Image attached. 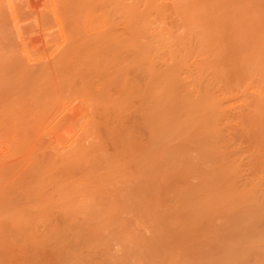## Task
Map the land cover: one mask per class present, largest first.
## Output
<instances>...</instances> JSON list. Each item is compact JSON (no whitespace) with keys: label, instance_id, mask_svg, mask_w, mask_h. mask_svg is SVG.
I'll list each match as a JSON object with an SVG mask.
<instances>
[{"label":"rangeland","instance_id":"374dc122","mask_svg":"<svg viewBox=\"0 0 264 264\" xmlns=\"http://www.w3.org/2000/svg\"><path fill=\"white\" fill-rule=\"evenodd\" d=\"M223 260L264 263V0H0V264Z\"/></svg>","mask_w":264,"mask_h":264},{"label":"bare ground","instance_id":"6f19581e","mask_svg":"<svg viewBox=\"0 0 264 264\" xmlns=\"http://www.w3.org/2000/svg\"><path fill=\"white\" fill-rule=\"evenodd\" d=\"M121 55H122V54H121ZM114 57H116V56L114 55ZM129 57H130V56H129ZM130 58L132 59V57H130ZM130 58H129V59H130ZM131 59H130V60H131ZM138 59H140V58H138ZM138 59H135V60L138 61ZM123 60H124V59H123ZM125 60H126V58H125ZM128 61H129V60H127V63H128ZM134 62H135V61H134ZM131 63H132V62H131ZM140 63H141V62H140ZM118 64H119V63H118ZM131 65H133V64H131ZM115 67H116V66H115ZM115 67H114V68H115ZM138 67H139V65H138ZM138 67H137V68H138ZM117 68H118V65H117ZM117 68H115L114 70H116L117 74H118V72H119L118 75H120V72H121V75H123V80H124V79L126 78L125 75H127V74H124V73H125V71L128 72V71H127L128 69H126V66L123 67L122 65H121V67H119V69H117ZM120 68H121V69H120ZM130 69H131V68H130ZM149 69H150V68H149ZM138 70L141 71V69H138ZM138 70H137V71H138ZM131 71H132V70H131ZM133 71H134V70H133ZM133 71H132V72H133ZM135 71H136V70H135ZM129 72H130V71H129ZM141 72H142V71H141ZM123 80H122V81H123ZM125 80H126V79H125ZM125 80L122 82L123 84H127V80H126V83H125ZM151 80H152V79H151ZM155 80H156V79H155ZM155 80H154V81H155ZM115 82H116V81H115ZM151 82H152V81H151ZM117 83H118V82H117ZM154 83H156V81H155ZM125 86L127 87V85H125ZM128 86H129V85H128ZM156 87H157V86H156ZM126 90H127V89H126ZM145 92H146V91H145ZM149 93H150V92H149ZM155 97H156V96H155ZM144 99H146V97H145ZM147 99H148V98H147ZM146 102H147V101H146ZM144 103H145V102H144ZM145 104H146V103H145ZM149 106H151V105H149ZM152 107H153V106H152ZM155 107H157V105H156ZM146 108H148V106H147ZM150 109H151V108H150ZM153 112H154V114H155V110H153ZM152 115H153V114H152ZM156 115H157V111H156ZM157 117H158V116H157ZM149 118H150V117H149ZM156 120H157V119H156ZM154 125H155V122L153 123V126H152V127H154ZM149 126H150V124H149ZM156 126H158L157 123H156L155 127H156ZM152 127H151V129H152ZM157 128H158V127H157ZM152 133H154V136L156 135L155 132H152ZM152 133H151V134H152ZM154 141H155V140H154ZM54 232H55V231H54ZM56 232H57V231H56ZM58 232H59V231H58ZM63 234H64V233H63ZM59 236H61V235H59ZM59 241H60V240H59ZM231 244H232V243H231ZM237 244H238V243H237ZM239 244H241V243H239ZM239 244H238V245H239ZM245 244H246V243H245ZM247 244H248V243H247ZM249 244H250V243H249ZM61 245H62V244H61ZM235 245H236V244H235ZM235 245H234V246H235ZM217 246H218V245H217ZM221 246H222V245H221ZM231 246H232V245H231ZM217 249H218V248H217ZM236 249H237V248H236ZM68 250H69V249H68ZM220 250H221V249H220ZM228 250H230V249H228ZM232 250H233V249H232ZM240 250H241V249H240ZM230 251H231V250H230ZM243 251H244V250H243ZM243 251H242V252H243ZM248 251H249V250H248ZM220 252H221V251H220ZM235 252H236V251H235ZM237 252H239V250H238ZM229 253H230V252H229ZM231 253L233 254V252H231ZM239 253H241V252H239ZM248 253H249V252H248ZM232 254H230V255H232ZM237 254H238V253H237ZM210 255H211V254H210ZM225 255H226V254H225ZM227 255H228V254H227ZM246 255H247V254H246ZM246 255H245V256H246ZM228 256H229V255H228ZM241 256H242V255H240L238 259L236 258L235 261H238V260L240 261V257H241ZM248 256H249V254H248ZM217 257H218V256H217ZM225 257H226V256H225ZM232 257H233V256H232ZM235 257H236V256H234V258H235ZM228 258H231V257H228ZM244 258H246V257H244ZM244 258L241 257L242 260H243ZM224 259H226V258H224ZM245 260H247V259H245ZM223 261H224V260H223ZM231 262L234 263V261H231ZM225 263H226V262L224 261V264H225ZM244 263H245V262H244ZM227 264H228V263H227ZM231 264H232V263H231ZM234 264H235V263H234ZM247 264H248V263H247ZM262 264H264V263H262Z\"/></svg>","mask_w":264,"mask_h":264}]
</instances>
